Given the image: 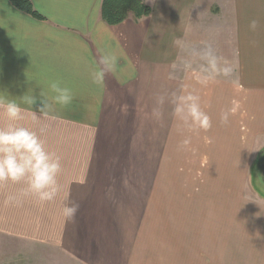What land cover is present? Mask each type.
I'll return each instance as SVG.
<instances>
[{"label":"crops","instance_id":"1","mask_svg":"<svg viewBox=\"0 0 264 264\" xmlns=\"http://www.w3.org/2000/svg\"><path fill=\"white\" fill-rule=\"evenodd\" d=\"M141 1L151 9L148 17L135 21L129 15L110 26L101 18L102 0H30L38 18L0 0V92L16 97L25 109L15 123L46 128V146L62 162L54 202L22 195L23 184L0 185V241L15 253H3L0 244L1 264H23L26 256L25 264H132L127 254L120 259L126 245L134 248L124 237L142 229L138 264H151L147 221L154 202H159L162 235L163 220L174 218V228L187 236L179 243L187 251L174 247V264H264V193L256 188V181L264 182L257 168L264 151V0ZM253 19L259 22L254 31L248 26ZM205 44L231 63L232 78L217 76L206 85L191 79L190 71L198 72L203 62L185 48ZM101 52L118 57L102 86L91 77ZM52 80L70 87L74 99L57 106V119H34L39 93ZM183 82L197 90L210 129L178 131L172 106L156 103ZM24 94L37 98L32 109L19 101ZM229 111L228 121L221 122V113ZM7 123L0 117V126ZM192 132H205L198 137L212 141L199 154L208 158L206 169L217 172V183L203 179L201 194L168 201L166 171L195 169L183 162L181 145ZM173 139L180 146L173 148ZM168 155L174 162H167ZM248 178L254 179L249 197L215 194V187L213 194L207 191L209 181L223 189H247ZM9 195L20 202L9 203ZM178 202L183 213L177 206L171 211V203ZM64 203L79 206L74 219L61 214ZM8 257L14 260L6 262ZM164 259L162 252L160 264H167Z\"/></svg>","mask_w":264,"mask_h":264},{"label":"clouds","instance_id":"2","mask_svg":"<svg viewBox=\"0 0 264 264\" xmlns=\"http://www.w3.org/2000/svg\"><path fill=\"white\" fill-rule=\"evenodd\" d=\"M258 23L256 19L250 20L249 29L256 30ZM185 51L203 62L198 72L190 71L191 79L200 85H206L217 76L230 77L234 71L231 63L220 57L211 44H205L201 49L186 47ZM117 61L115 53L101 52L91 72L93 82L102 86L105 75L116 70ZM185 68L191 70V62H185ZM10 97L7 92H0V117H6L9 121L0 126V185L5 182L23 184L22 195L33 196L40 203L54 202L60 192L58 175L62 171L61 158L46 146L45 127L33 130L15 123L23 119L25 109L16 97ZM39 97V107L36 111L32 110L33 118L43 116L55 120L58 118L57 106L62 109L70 105L74 94L60 80H52L46 90L41 89ZM19 101L32 109L37 98L32 94H24L19 97ZM166 101L172 106L171 115L178 131L211 128V118L202 109L201 98L189 82L181 83L176 91L158 96L156 103L163 105ZM230 111L221 113V122L228 121ZM36 112L40 113L39 117ZM154 115L158 118L159 111L155 110ZM187 143V139L183 141V144ZM7 201L14 204L20 202L15 195H9ZM78 207L74 203H64L61 205V214L66 220H72Z\"/></svg>","mask_w":264,"mask_h":264},{"label":"rangeland","instance_id":"3","mask_svg":"<svg viewBox=\"0 0 264 264\" xmlns=\"http://www.w3.org/2000/svg\"><path fill=\"white\" fill-rule=\"evenodd\" d=\"M232 77L233 76H231V78ZM236 81L239 84L238 76L236 77ZM202 134H205V132H192L191 138L187 139L189 141V143L187 144H183V141L186 139H182L181 145L183 149L186 151L183 155V162L187 163L186 165L187 167H195V169L200 167V169L199 170L189 169V170H180V171H175V170L166 171V177L164 178H167V200L168 201L173 200L176 196L185 197L191 194H201V192H203V191H200L201 188H203L202 185L207 184L206 182L203 181V179H207V178L214 179V183H217L216 181L218 177L217 172L215 170H212V171L207 170L206 162L208 161L207 160L208 158L205 155L199 154L200 150L205 148L208 142H212L211 140L207 142L206 139L198 137L199 135H202ZM171 145L173 146V148L178 145L180 146V144L178 143V140H174V139ZM167 157H168L167 162H174L175 156L172 157L168 155ZM212 161L217 162V158H213ZM252 166L253 167L251 171L254 172L255 165H252ZM252 176L254 178L255 175L252 174ZM253 182H254V179H253ZM253 182L251 178H248L247 189L245 188V186L237 187L236 189L234 187L232 188V187L226 186L223 189L222 186H220L221 184L213 186L211 181H209L207 191L208 192L210 191L209 194H213L211 193V191L214 192L216 188L215 194L219 193L221 195L223 192L234 194L236 192H240L242 194L246 193V195L249 197V195H252L254 192V188H252ZM210 184L213 187H211ZM256 188L261 189V192L264 193V182L259 184V182L256 181ZM204 193H206V188H204ZM169 205L170 204H168L167 206ZM171 206H172L171 211L174 210L175 206H177L176 210L179 213H183L185 211V209L182 208L183 206L182 202L171 203ZM158 212H159V202L152 203V218L150 220V223L147 221V224L151 230L150 240H149L151 244V252L149 255V259H151V264H160V256L162 255V252H163L166 255V259H164V261H167V264H174L175 259L177 257L174 247H180L184 251H187L186 247L179 245V243H183L186 241L187 236H185L179 230H176L174 228V223L177 222V220L174 218H165L163 220V226H165V229H163V235H162V229L160 227V223L162 220H160V218L157 217ZM168 213H170L169 209L167 210V214ZM140 227H142V225H140ZM135 228H136V225L134 226V230ZM142 232H143V229L140 235L138 234L135 235L134 233H130L129 235H127V238L124 237L126 242L127 241L130 242L131 245L133 242L134 248L130 250L129 245H126L128 249L121 251V254H120L122 255L120 258L121 260L125 259V256L127 254L128 263H129V260H133L132 264L141 263L142 257H143V234ZM179 237L182 238L181 241H179ZM162 240L165 241L166 246H167V249L165 251L162 250ZM3 242L4 241H0V244H2L1 249L4 250L3 253L10 254L12 257H14L15 253L11 245L9 244L10 247H7V244ZM182 253L184 254L185 252H182ZM12 257L11 258L8 257L7 259H5L7 260L6 262H8L10 259L14 260ZM41 257L44 260L47 259L48 253H43ZM23 258H24L23 260H25V256ZM145 258H146V255H145ZM29 259H30L29 256H26L25 261L29 262ZM25 261H22V263L25 264L26 263ZM2 262L3 260L0 261V264Z\"/></svg>","mask_w":264,"mask_h":264},{"label":"trees","instance_id":"4","mask_svg":"<svg viewBox=\"0 0 264 264\" xmlns=\"http://www.w3.org/2000/svg\"><path fill=\"white\" fill-rule=\"evenodd\" d=\"M12 6L20 12L33 17H39L34 11L30 0H9ZM151 9L141 0H102L101 18L110 25L115 26L124 22L129 15L135 21L148 17Z\"/></svg>","mask_w":264,"mask_h":264},{"label":"flooded vegetation","instance_id":"5","mask_svg":"<svg viewBox=\"0 0 264 264\" xmlns=\"http://www.w3.org/2000/svg\"><path fill=\"white\" fill-rule=\"evenodd\" d=\"M258 172L261 174L262 179L264 180V155L260 157V163L257 165Z\"/></svg>","mask_w":264,"mask_h":264},{"label":"bare ground","instance_id":"6","mask_svg":"<svg viewBox=\"0 0 264 264\" xmlns=\"http://www.w3.org/2000/svg\"><path fill=\"white\" fill-rule=\"evenodd\" d=\"M262 155H264V151L261 153V156H262ZM261 156H260V157H261Z\"/></svg>","mask_w":264,"mask_h":264}]
</instances>
